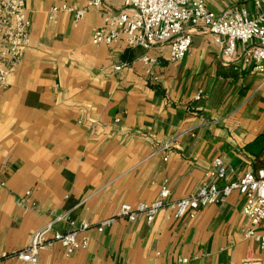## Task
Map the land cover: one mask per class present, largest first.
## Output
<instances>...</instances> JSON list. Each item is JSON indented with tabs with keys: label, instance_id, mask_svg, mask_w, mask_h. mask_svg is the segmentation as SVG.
I'll use <instances>...</instances> for the list:
<instances>
[{
	"label": "crops",
	"instance_id": "obj_1",
	"mask_svg": "<svg viewBox=\"0 0 264 264\" xmlns=\"http://www.w3.org/2000/svg\"><path fill=\"white\" fill-rule=\"evenodd\" d=\"M87 1L25 0L30 43L0 90V254L25 246L56 216L58 230L95 224L122 202H151L164 182L180 198L264 167L263 74L240 56L225 64L221 46L197 26L181 60L169 59L167 45L149 50L158 64L148 75L143 49L91 43L102 10L52 15L54 5ZM205 1L215 12L256 11L253 0ZM101 2L109 11L123 4ZM243 203L233 191L193 217L163 208L150 222L119 218L101 232L91 228L88 246L70 256L54 243L38 264H264V248L243 235Z\"/></svg>",
	"mask_w": 264,
	"mask_h": 264
},
{
	"label": "built area",
	"instance_id": "obj_2",
	"mask_svg": "<svg viewBox=\"0 0 264 264\" xmlns=\"http://www.w3.org/2000/svg\"><path fill=\"white\" fill-rule=\"evenodd\" d=\"M253 2L256 7L254 12L246 7L215 12L206 6L205 0H123L119 10L109 11L101 8V0H88L84 7L68 3L54 5L51 12L53 15L64 10L79 19L88 9L102 10L103 22L94 29L91 43L111 45L124 40L129 47L143 49L138 59L148 75L153 74V68L158 64L157 57L149 50L167 45L169 59L181 60L190 49L193 30L197 26H204L221 46L225 64L240 56L251 64L254 71L264 76V0ZM30 26L25 0H0V90L8 86L9 75L15 71L29 46ZM237 42L243 44L238 55ZM124 66V63H119L115 69ZM200 97L201 91H198L194 98ZM212 166L218 178L225 176L226 169L220 157L212 160ZM233 191L244 196L242 212L248 217L249 224L243 228V235L264 248V233L258 230L264 221V167H260L256 172H247L223 184L216 181L203 184L196 192L180 198H173L164 182L151 202H122L114 214L101 218L95 224L84 221L76 225L71 222L68 229L58 230L54 224L62 216H56L37 228L25 246L0 254V264L5 259L38 264L40 252L56 242L62 245L64 255L70 256L88 246L91 228L101 232L119 218L134 221L144 216L150 222L163 208L175 218L193 217L202 206L225 202ZM186 260L183 258L180 262Z\"/></svg>",
	"mask_w": 264,
	"mask_h": 264
}]
</instances>
